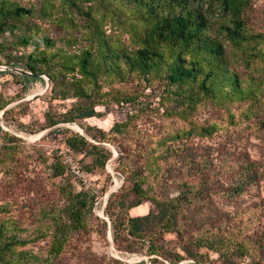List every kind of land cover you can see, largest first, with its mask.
Here are the masks:
<instances>
[{"label":"rangeland","instance_id":"1","mask_svg":"<svg viewBox=\"0 0 264 264\" xmlns=\"http://www.w3.org/2000/svg\"><path fill=\"white\" fill-rule=\"evenodd\" d=\"M18 1L25 6L34 4L36 8L41 4V0ZM36 23L43 27L48 24L38 15L24 22L29 26ZM248 23L253 30L264 31V0H256L249 10ZM24 32V29L8 31L0 37L7 47L0 49V104L6 103L0 109V219L7 222L6 237L17 234L29 240L19 249L32 251L48 264H188L196 260L200 264H228L219 251L200 245L199 241L210 242L233 234L239 239L248 237L256 245L253 256L244 257L240 264H253L255 260L264 263L262 100L202 101L192 120L199 126L217 124L218 129L212 136L185 140L187 145L182 148L181 141H171L170 136L188 128L190 123L169 114L175 102L163 99L166 81L157 78L149 83L131 75L107 82L104 91L108 93L95 107L98 115L49 126V116L62 118L72 106L84 101L74 96L62 98L52 92L46 74L28 85L15 75L27 72L23 63L17 62L19 56L45 44L44 33H39L32 44L16 47ZM48 33L58 38L61 30L52 25ZM85 41L75 43V47ZM61 44L60 41L58 45ZM234 65L244 79L252 73L259 83L264 77L263 63L252 70L242 63ZM261 84L264 86V81ZM130 96L135 99L123 101ZM115 124L119 126L116 132L111 131ZM67 130L110 149L112 157L105 167L93 173L86 171L82 165L90 163L91 157L67 151L64 143ZM102 132L107 134L104 140ZM164 139L166 145H162ZM168 147L170 151L165 153ZM62 151V154L71 152L80 168L89 174L87 182L72 173L70 166L67 167L73 177L69 174L63 180L55 176L52 165L57 156L63 159ZM157 161L158 173L156 169L152 172L151 167H157ZM247 169L245 176L249 179L244 191L240 195L227 193L230 182ZM140 177H146L144 187L152 186V194L160 198L177 197L182 191L190 197L185 200L181 231L158 233L155 240L160 252L156 254H150L138 242L123 240L120 246L116 245L107 214L111 194L122 192L128 202L138 200L131 187ZM202 177L206 179L204 191L195 194L196 185L187 186L186 182L192 179L198 183ZM63 186L88 191L94 196V205L86 216L87 228L74 231L64 251L50 257L54 220L61 222L60 217L64 216ZM153 208L150 200H144L129 211L130 215L138 216ZM130 246L132 251L128 250ZM187 249L196 258L189 256ZM233 251L238 255L236 249ZM43 260L40 262L44 263Z\"/></svg>","mask_w":264,"mask_h":264},{"label":"trees","instance_id":"2","mask_svg":"<svg viewBox=\"0 0 264 264\" xmlns=\"http://www.w3.org/2000/svg\"><path fill=\"white\" fill-rule=\"evenodd\" d=\"M255 2L41 0L40 6L36 8L34 4L25 6L18 0H0V37L8 31L15 33L24 29L25 32L15 43L19 47L32 44L36 35L44 33L43 47L23 53L18 58L17 62L23 63L27 72L15 75L22 79L24 85H28L46 74L51 81L52 92L59 93L62 98L74 96L84 101L72 106L62 118L49 116V126L98 115L95 107L101 97L107 95L104 87L109 80L137 75L139 79L150 83L161 78L167 83L163 99L175 102L169 114L190 123L188 128L170 136L171 141H181V147L184 148L187 145L185 140L195 136H212L218 129L217 124L199 126L192 120L202 101L238 99L259 103L262 100L264 104V86L261 84L264 77L259 83L252 73L251 77L244 79L234 65L242 63L250 70L256 69L259 63L264 66V31H255L248 23V13ZM35 15L47 21V26L43 27L41 23L30 26L24 24ZM52 25L61 30L58 38L48 33ZM84 40L82 45L75 47V43ZM60 41L63 44L58 45ZM3 47L7 48L4 42H0V49ZM134 99V96H130L123 101ZM5 105L0 104V109ZM116 127H119L118 124L111 131L116 132ZM106 135L102 132L101 140L106 139ZM161 142L166 145L167 139ZM64 143L73 154L91 157L90 163L81 164L89 173L104 168L112 157L110 149L92 144L78 132L65 131ZM169 151L168 147L165 153ZM52 167L55 176L63 180L69 174L73 177L61 156L55 158ZM158 168L159 165H153L151 171L156 169L158 173ZM247 171L249 169L242 170L230 182L227 193L240 195L244 191L249 179V176H245ZM254 176L257 173L252 178ZM204 179L202 177L198 183L189 179L186 185H196L194 193L202 194L206 186ZM145 180L146 177H140L131 187L138 198L135 202H128L122 192L111 194L107 214L116 245L120 246L123 240L138 242L146 246L150 254H156L160 252L155 240L158 233L181 231L185 200L190 197L182 191L177 197L160 198L152 194V186L144 187ZM61 193L65 199L62 207L64 216L60 217L61 222L54 220L50 257H56L64 251L74 231L87 228L86 216L94 205V196L88 191H75L71 186H63ZM144 200H150L155 208L145 215H130L129 210ZM6 223L0 219V264H48L32 251L19 249L27 245L29 240L17 234L6 237ZM199 244L219 251L228 264H240L241 259L253 256L256 251V245L250 238L239 239L233 234L210 242L199 241ZM132 249V246L128 248L129 251ZM235 249L238 255L233 251ZM186 251L189 256L196 258L190 250ZM188 264H200V261ZM253 264L264 263L255 260Z\"/></svg>","mask_w":264,"mask_h":264},{"label":"built area","instance_id":"3","mask_svg":"<svg viewBox=\"0 0 264 264\" xmlns=\"http://www.w3.org/2000/svg\"><path fill=\"white\" fill-rule=\"evenodd\" d=\"M69 151V150H67ZM63 151L61 152V154ZM62 157L64 159V163L67 166L71 167V172L75 173L78 177H80L84 182H87L89 174L82 170L78 164V162L75 160V158L71 155V152L69 154H62Z\"/></svg>","mask_w":264,"mask_h":264}]
</instances>
